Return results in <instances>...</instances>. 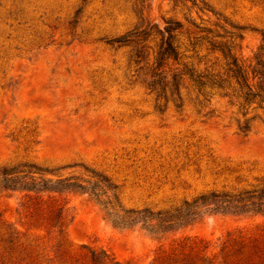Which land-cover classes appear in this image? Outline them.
Masks as SVG:
<instances>
[{
	"label": "rangeland",
	"instance_id": "rangeland-1",
	"mask_svg": "<svg viewBox=\"0 0 264 264\" xmlns=\"http://www.w3.org/2000/svg\"><path fill=\"white\" fill-rule=\"evenodd\" d=\"M204 2L215 15L172 0H147L141 11L139 0H0V171L94 172L122 206L153 212L210 192L264 190V109L242 117L215 96L202 108L185 98L181 110L169 103L159 111L128 63L130 47L106 43L145 20L162 28L191 19L220 34L237 32L224 20L241 28L233 42L242 60L264 46V0ZM31 198L0 189V264H86L82 246L120 264H154L184 241L202 244L215 262L230 238L264 244V214L208 213L153 236L114 228L87 194ZM33 206L62 208L65 237L36 221Z\"/></svg>",
	"mask_w": 264,
	"mask_h": 264
},
{
	"label": "trees",
	"instance_id": "trees-1",
	"mask_svg": "<svg viewBox=\"0 0 264 264\" xmlns=\"http://www.w3.org/2000/svg\"><path fill=\"white\" fill-rule=\"evenodd\" d=\"M146 1L139 0L140 11ZM172 1L174 6L188 2L190 9L215 15L204 0ZM224 23L237 32H227L221 27L223 34H220L216 29L200 26L191 19L185 23L167 19L162 28L145 20L139 28L106 43L130 47L128 63L137 68L142 84L155 94L157 110L169 103L181 110L185 98L202 108L216 96L229 99L242 117H246L251 106H255L253 110L264 109V46H260L250 60H242L233 42L242 38L241 28L225 20ZM246 124L244 121L239 125L242 132L247 131ZM0 189L25 192L33 200L43 195L87 194L114 228L139 227L153 236L188 225L208 213L234 216L264 214L263 189L244 190L231 195L210 192L185 202L172 212H153L122 206L114 193V186L104 176L94 172L85 176H62L56 170H45L34 164L3 168L0 171ZM33 213L36 221L56 228L58 235L65 237L62 208L33 206ZM81 249L84 250L86 264H120L103 249L88 246ZM205 250L202 244L184 241L170 252L158 256L154 264H228L231 258L235 264H264V244L254 239L230 238L222 248L220 259L215 262L205 254Z\"/></svg>",
	"mask_w": 264,
	"mask_h": 264
}]
</instances>
